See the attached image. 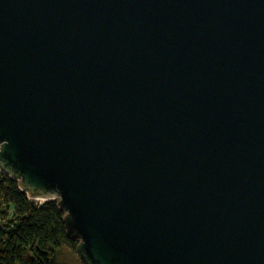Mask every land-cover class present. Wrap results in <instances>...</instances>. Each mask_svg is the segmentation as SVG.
<instances>
[{
	"label": "water",
	"instance_id": "1",
	"mask_svg": "<svg viewBox=\"0 0 264 264\" xmlns=\"http://www.w3.org/2000/svg\"><path fill=\"white\" fill-rule=\"evenodd\" d=\"M0 170L85 264H264V0H0Z\"/></svg>",
	"mask_w": 264,
	"mask_h": 264
},
{
	"label": "trees",
	"instance_id": "2",
	"mask_svg": "<svg viewBox=\"0 0 264 264\" xmlns=\"http://www.w3.org/2000/svg\"><path fill=\"white\" fill-rule=\"evenodd\" d=\"M65 215L58 199L38 204L21 189L20 180L1 173L0 264H58L57 250L79 242L68 235Z\"/></svg>",
	"mask_w": 264,
	"mask_h": 264
},
{
	"label": "rangeland",
	"instance_id": "3",
	"mask_svg": "<svg viewBox=\"0 0 264 264\" xmlns=\"http://www.w3.org/2000/svg\"><path fill=\"white\" fill-rule=\"evenodd\" d=\"M36 203L41 204L45 202L48 199L51 198H45V199H38L34 198ZM58 199V198H56ZM13 213V210L10 209L8 211V215L11 216ZM57 262L58 264H82L81 263V258L77 252L76 247H72L70 244L68 245H62L58 250H57Z\"/></svg>",
	"mask_w": 264,
	"mask_h": 264
},
{
	"label": "bare ground",
	"instance_id": "4",
	"mask_svg": "<svg viewBox=\"0 0 264 264\" xmlns=\"http://www.w3.org/2000/svg\"><path fill=\"white\" fill-rule=\"evenodd\" d=\"M38 199H45V197H39Z\"/></svg>",
	"mask_w": 264,
	"mask_h": 264
},
{
	"label": "built area",
	"instance_id": "5",
	"mask_svg": "<svg viewBox=\"0 0 264 264\" xmlns=\"http://www.w3.org/2000/svg\"><path fill=\"white\" fill-rule=\"evenodd\" d=\"M3 173L1 170H0V174Z\"/></svg>",
	"mask_w": 264,
	"mask_h": 264
}]
</instances>
